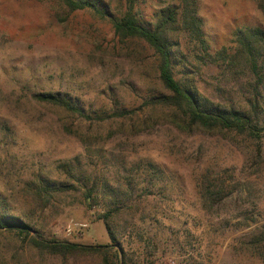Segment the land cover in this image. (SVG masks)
<instances>
[{
    "label": "rangeland",
    "instance_id": "1",
    "mask_svg": "<svg viewBox=\"0 0 264 264\" xmlns=\"http://www.w3.org/2000/svg\"><path fill=\"white\" fill-rule=\"evenodd\" d=\"M172 1L95 0L110 15L130 9L148 23ZM196 11L211 51L236 28L264 26L255 0H197ZM110 19L61 0H0V214L18 211L44 236L90 247L50 253L0 230V264H102L103 252L120 256L99 219L109 194L103 180L121 190L129 181L132 191L130 208L111 222L126 264H264L244 245L264 226V139L179 131L166 108L85 121L31 98L59 92L93 118L138 109L164 92L153 50L120 38ZM217 81L220 98L241 100L248 78L212 66L198 85L209 96ZM46 181L65 188L37 200L24 195ZM206 183L220 199L213 204Z\"/></svg>",
    "mask_w": 264,
    "mask_h": 264
},
{
    "label": "trees",
    "instance_id": "2",
    "mask_svg": "<svg viewBox=\"0 0 264 264\" xmlns=\"http://www.w3.org/2000/svg\"><path fill=\"white\" fill-rule=\"evenodd\" d=\"M61 1L72 10L91 8L99 14L110 16L114 32L120 38L136 39L147 44L157 57L158 77L164 92L146 97L138 109L113 110L109 114L104 112L105 115L94 113L93 118L76 101L59 92H36L31 97L36 103L57 108L85 121L102 120L110 116L131 117L139 109L160 107L166 108L169 124L179 131L190 133L196 129L235 132L248 138L264 139V26L236 28L226 45L211 51L202 29V19L196 11L197 0H174L168 3L156 12L153 23L136 18L130 9L121 16L110 15L98 8L95 0ZM255 3L264 18V0H255ZM182 42L188 46L182 47ZM212 66L220 69L221 75L244 74L248 78L243 92L246 95L243 94L241 100L220 98V92L224 91L220 81L213 86L209 96L202 92L199 80L201 82L203 72ZM146 167L153 174L160 172L152 162H148ZM101 185L104 192L109 194L107 208L99 219L105 225L111 248L116 247L120 254L118 256L115 253L108 258L103 252L102 264H126L125 252L111 222L116 213L130 208L127 204L132 197L129 181L128 187L123 190L112 187L106 180ZM204 187L206 201L213 204L220 200L209 192L210 185L206 183ZM33 188L34 191L27 189L23 192L25 196L37 200L50 197L53 192L62 191L65 186L46 181ZM90 195L91 192L87 194L88 197ZM25 217L27 218L25 214L18 211L16 214L1 213L0 230L14 231L20 236L28 237L30 244L50 253H76L90 248L48 238L39 232V228L27 222ZM244 245L264 260V226L250 233ZM93 249L98 251L94 247Z\"/></svg>",
    "mask_w": 264,
    "mask_h": 264
}]
</instances>
